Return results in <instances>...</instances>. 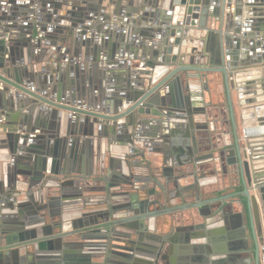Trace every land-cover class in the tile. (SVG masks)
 <instances>
[{"label": "water", "instance_id": "95a60500", "mask_svg": "<svg viewBox=\"0 0 264 264\" xmlns=\"http://www.w3.org/2000/svg\"><path fill=\"white\" fill-rule=\"evenodd\" d=\"M89 1L94 0L84 1L86 10L66 18L69 25H58L51 24L58 19L52 13L44 20L50 24L33 23L28 11L23 13L28 21L18 23L15 14L5 15L9 1L0 0V264H159L167 237L156 233V218L203 203L168 207L156 190L134 187L135 175L122 174V169L115 173V161L124 160L130 169L131 160L145 154L136 143L148 149L171 139L167 152L178 166L198 167L209 157L200 153L199 139L207 137L199 132L209 129L203 92L209 90L207 77L213 73L224 75L236 141L233 149L221 153V161L233 168L234 186L243 190L212 215L200 210L204 229L189 231L187 242H197L211 230L208 226L224 220L226 229L232 225L244 240L243 248L230 246L228 252L253 253L250 262L264 264V169L258 162L264 155L256 153L264 142L241 149L231 91V81L245 83L253 95L240 102L242 121L245 125L256 119L264 125V68H249L240 56L262 48L255 63L264 58V0H109L113 10L103 14L105 19L127 26L114 25L118 29L113 33L109 25L112 29L104 32H112L111 37L101 42L90 31L95 23L86 20L106 7L101 0L96 5ZM219 8L224 21L215 32L207 21L218 18L213 10ZM196 27L206 30V43L191 36ZM12 30L18 38L10 37ZM69 39L71 62L66 65L35 70L14 56L6 59V53L22 59L33 48L61 50L60 44ZM125 52L133 57L125 58ZM128 59L137 60L136 67L144 61L143 67L136 69ZM249 76L257 77L244 79ZM121 119L125 121L119 123ZM165 119L179 123L175 129L184 133L175 137L153 130L156 121L162 129ZM263 130H256L259 136ZM243 132L254 136L247 127ZM103 138L108 139L105 153L112 145L128 146L119 158L108 157L105 175L99 172L106 159ZM198 173L193 169L174 181L193 177L195 183L186 189L197 193ZM129 186L132 191L125 189ZM151 231L156 237L148 235Z\"/></svg>", "mask_w": 264, "mask_h": 264}, {"label": "crops", "instance_id": "0c3cea01", "mask_svg": "<svg viewBox=\"0 0 264 264\" xmlns=\"http://www.w3.org/2000/svg\"><path fill=\"white\" fill-rule=\"evenodd\" d=\"M7 1H9V3L4 9V12L6 13L5 15L8 17L16 15V20L18 23H26L28 21L25 16H23V13L28 11L29 14L32 15L31 20H33V23L36 21L39 22L38 20H41L46 24H50V22L48 23L44 20H46L52 13L53 17H58L59 20L57 19L51 24L69 25V22L66 20V18L69 19L72 12H80L86 10L87 8L86 3L84 2L85 0ZM10 1H15L16 3H10ZM101 1L103 2L106 9L102 10V12L99 11L94 13L92 20H86V24L88 25L95 23V26H93L90 31H95V33L98 34V39L100 42L106 39L108 40L109 36L111 37L112 32H104V29H112H108L109 25H113V33L118 29L114 28V25H117L118 27L127 26L125 21L115 22L114 20L105 19L103 14H110L113 10V5L109 3V0ZM89 3L94 5L98 4L95 0L91 2L89 1ZM123 4H127V1L124 0ZM30 7L35 8V12L34 9H32L33 11H30ZM244 8L247 10L249 7L246 6ZM55 10L56 14L53 13ZM220 12V8L218 10H213V13L219 14L218 18L211 16L207 21V26L210 29H213L215 32H219L223 27L220 21H224V18L222 17L221 20L219 19ZM244 13L245 14L243 15L242 23H244L246 21L245 19L249 17L246 12ZM60 17L65 19L61 20ZM11 21L14 23L15 20ZM98 27L102 28L103 30H99ZM2 31L3 29H0V33H2ZM190 34L193 39L198 40L199 43L201 41L206 43V30H199V28L196 27L190 30ZM17 35V31L12 30L10 37H12V39L18 38ZM188 39H190V37H188ZM216 41L217 35L214 33L211 43L213 48L216 47ZM8 42L9 41H7V43ZM9 43L12 44L13 42ZM70 44L71 40L69 39L60 44L61 50H58L57 47H51L48 51L42 50L40 48H33L30 50V54L26 52L24 58L22 59H18L19 56L16 55V53L14 55L6 53V59L10 58V56H14L17 58L18 62H24L25 65H29L31 69L34 68L35 70H40L42 67H44V65L47 64L51 66H56L58 64L66 65L71 62V53H66V47L70 46ZM204 50L205 47L203 51ZM259 51L258 53L261 55L262 48L259 49ZM258 53L255 54L251 51L249 55L246 53H241L240 56L243 62L247 61L249 63V68H264V58L260 63H255L254 55L256 57ZM124 54L125 58H130L132 56V54L128 52H125ZM128 61L133 67H136L138 64V61L134 59H128ZM101 64L104 65L105 62ZM143 64L144 61H141L140 66L136 67V69H141ZM145 69L148 70V68ZM255 77L257 76H249L245 77L244 79H254ZM207 80L209 82V90L204 91L203 95L207 106V120L209 123V129L199 132L201 133V136L206 135L207 137L206 139L200 137L201 139H199V146L200 153L205 155L207 154L209 157L202 160V163L198 167L193 165L178 166V163L175 162V158L167 152V150L172 149L173 146L171 139H168L169 142L167 144H165V139L164 145L159 144L151 146L150 144L151 147L148 149H146L141 143H136L137 147L145 151V154L135 156L134 159L131 160L133 161V165L130 167V169L127 168L124 160L122 163L118 161L119 159L115 161V173H118V171L122 169L119 171L122 174L135 175L137 179L134 181V187L144 186L146 191L156 190L158 193L162 194L163 204L167 205L168 207L183 205L185 201L189 202L190 205L192 203H203L202 205H199L201 207H191L190 209L181 210L176 213H168L156 218V233L159 236L167 237L165 239L166 244L162 250L159 264H252V262H250V258L254 257L253 253L252 256H250L251 254L245 251L228 252V248L230 246H232V249L243 248L244 240L243 237H240L238 234H236L232 225L231 229L228 231V229L225 227L224 220H219L213 225L208 226L207 229L211 230L204 234L203 237L194 239L197 242H187V233L189 231H194L195 229H201L200 231H202V229H204V226L202 225L205 223V218L199 215L200 210L203 212L208 211L210 212V215H212L218 209L225 207V201L229 202L238 199V196L232 197L230 195L243 190L242 185L236 188L234 186L235 182H237V175L233 168L226 165L224 161H221V153L223 152L224 156L225 153H228L230 149L235 147L236 142L234 127L229 110L224 75L222 73L209 74ZM244 84V82L240 85L235 81H231L232 99L234 103L235 115L239 125L238 136L242 150L247 147L248 143L262 147L260 145H263L264 142V136H259V133L256 131L258 129H264V125H260L256 119H249L245 125L242 121L243 106L240 102L242 98L247 99L253 95L252 93H248V89L246 86H244ZM258 92L261 93V90H258ZM258 99L263 100V97H259ZM246 107L248 108L250 106ZM248 109L249 113L253 111L251 108ZM263 111L264 110L262 109L260 114H264ZM123 121H125V119H121L119 123H123ZM164 124L165 125L163 128L159 130V122L156 121V125L154 126L153 130L160 134L169 133L175 137H178L184 133V131L175 129L178 127L179 123L168 122L165 119ZM243 127H247V129L250 130L254 136L246 137L245 133L243 132ZM262 133L264 134V130ZM107 140V138L102 139V153H105V150H107ZM172 141L177 146V138H173ZM165 145H167L169 148ZM94 146L95 145H93V149L95 148ZM124 153H128V146L112 145L111 152L109 151L105 153L106 159L103 160L104 164L99 171L100 174L105 175L108 172L110 167L108 157L113 156L119 158ZM256 153L259 155H264V149L259 148ZM181 159L184 160L186 158L184 156ZM258 162L260 163V167L263 170L264 159ZM91 169L94 171L93 168ZM193 169H197L199 172L198 177L200 178V182L197 184L198 187H196L197 193L200 194V197L198 198L196 197L197 193L195 191L189 192L186 189L187 187H190L191 184L195 183V179L193 177L190 176L179 178V182L174 181V178L178 177V175H184L186 172H190ZM90 184H93V181H90ZM102 184V182L98 183L99 186ZM125 189L132 191L131 186ZM250 193H252V190ZM181 194L184 195V197ZM86 195H90L91 197L95 198L101 196L96 193H86ZM187 196L188 198H186ZM144 197L145 194L140 192V199H143ZM156 197L157 195L152 196V198ZM171 197H174V199H170ZM214 197H219L220 199L211 203H206L209 199ZM193 226L194 229H191ZM153 232L151 231L148 235L155 236ZM196 237L195 235H192V238ZM143 250L147 251L145 247H143ZM234 254H236V256H234ZM122 256L124 257V254ZM115 259L118 261H124V259L121 257H116Z\"/></svg>", "mask_w": 264, "mask_h": 264}]
</instances>
